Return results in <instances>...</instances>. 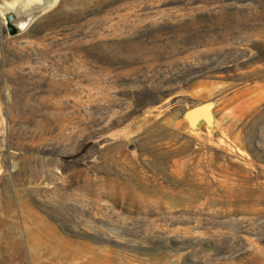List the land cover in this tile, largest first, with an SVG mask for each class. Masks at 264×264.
<instances>
[{
	"label": "rangeland",
	"instance_id": "374dc122",
	"mask_svg": "<svg viewBox=\"0 0 264 264\" xmlns=\"http://www.w3.org/2000/svg\"><path fill=\"white\" fill-rule=\"evenodd\" d=\"M0 264H264V0H0Z\"/></svg>",
	"mask_w": 264,
	"mask_h": 264
},
{
	"label": "water",
	"instance_id": "95a60500",
	"mask_svg": "<svg viewBox=\"0 0 264 264\" xmlns=\"http://www.w3.org/2000/svg\"><path fill=\"white\" fill-rule=\"evenodd\" d=\"M16 17L10 14L6 17L8 32L11 36L17 35L21 27L14 24ZM215 101L200 103L185 111L183 118L187 121L189 129L193 132L204 124L207 129H213L216 122Z\"/></svg>",
	"mask_w": 264,
	"mask_h": 264
}]
</instances>
